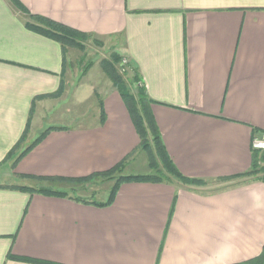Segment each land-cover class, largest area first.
<instances>
[{"label": "crops", "instance_id": "0c3cea01", "mask_svg": "<svg viewBox=\"0 0 264 264\" xmlns=\"http://www.w3.org/2000/svg\"><path fill=\"white\" fill-rule=\"evenodd\" d=\"M18 1L117 48L128 77L136 74L153 102L184 176L214 181L250 169L253 139L264 135V0ZM70 53L64 66L62 46L27 29L10 1L0 0V264H242L259 257L260 181L217 194L126 183L107 208L13 188L63 191V182L40 179L90 177L127 158L126 175L150 172L135 154L140 138L116 86L91 71L72 88ZM102 82L108 85L98 88Z\"/></svg>", "mask_w": 264, "mask_h": 264}, {"label": "trees", "instance_id": "16d2710c", "mask_svg": "<svg viewBox=\"0 0 264 264\" xmlns=\"http://www.w3.org/2000/svg\"><path fill=\"white\" fill-rule=\"evenodd\" d=\"M9 1L12 7L22 15L27 29L43 35L51 40H54L62 46L64 52V66H67L65 57L69 49H75L83 52L86 49L85 43L92 39L96 40L91 34L75 30L71 27L55 22L46 17L31 14L18 0ZM122 60L123 57L116 53H113L109 59L103 60L100 65L106 76L118 89L125 105L128 108L134 126L140 138V145L135 154H142L145 156L150 172L146 175H126L125 170L127 162L129 160V158H127L120 165L114 167L110 171L97 173L90 177L80 179H40L41 181L44 180L50 182H63V184L68 186V188L63 191L50 188L31 189L20 186L13 187L14 189L23 192H29L30 194H41L44 196L65 199L69 198L75 202L85 205L107 208L114 203L121 185L126 183H180L190 189L204 188L210 194L221 193L226 190L250 183L252 181H260L264 183V152L256 150H253L252 152V163L250 169L247 172L236 177L206 181L202 179H192L184 176L174 164L163 142L160 129L151 110L153 102L145 95L144 91H142L141 88L137 87V91L135 92H133L132 90L133 85L135 87V85L140 84L139 77L135 74L134 78H129L128 70L123 67L122 72H119L117 66L122 63ZM100 122L102 125L105 123L104 116H102ZM52 130L54 129H50L43 133L40 138L35 141V143H33L29 148L23 151L18 157L15 165L31 150H33V148H35L45 138L47 133ZM237 179H241L242 181L232 182ZM108 181H113L114 186L110 190L109 197L105 202L87 200L77 195L78 193L81 194V192H85V190L88 189L89 185H92L96 182ZM213 182L225 183V185L218 186L212 189L206 187ZM11 258L15 259L13 257ZM17 260L46 264L21 258H18ZM242 264H264V248L259 257Z\"/></svg>", "mask_w": 264, "mask_h": 264}, {"label": "rangeland", "instance_id": "374dc122", "mask_svg": "<svg viewBox=\"0 0 264 264\" xmlns=\"http://www.w3.org/2000/svg\"><path fill=\"white\" fill-rule=\"evenodd\" d=\"M85 45H86V49L83 52H80L75 49H70L71 53L69 54V59L71 60V57L74 55V59L76 60V62L74 63H69V68H68V77H69L70 85H72V88L77 86L80 83L81 79H84L83 80L84 82L86 79L85 78L86 75L90 74L91 71L92 73H95V74L97 73L99 75H102V77H105L106 75L100 65L101 62L105 59H109L113 53H116L121 56L117 48L113 46L111 42L106 43V42H101L97 39L96 40L92 39L88 41L87 43H85ZM123 61L124 59L122 60V63ZM122 63L119 66H117L120 73L122 72V69H123ZM82 76L84 78H81ZM107 85H108L107 83L102 82V84H100L98 88L103 89ZM85 88L89 89V86L88 88L87 86ZM132 88H133L132 89L133 92H135L136 89L134 88H137V85H135V87L133 85ZM87 105H88L87 103L84 104L83 106L84 111L87 108ZM72 117L74 118L75 116H72ZM136 167L138 171L142 172L141 171L143 170L142 165L140 167V164H139V165H136ZM238 181H242V180L237 179L232 182H238ZM222 185H225V183H214L213 182L212 184L206 187L212 189V188L222 186ZM113 186H114L113 181L96 182L92 185H89L88 189H86L85 192H81V194L80 193L78 194L76 193V194L87 200H95L98 202H104L108 199L110 190L113 188Z\"/></svg>", "mask_w": 264, "mask_h": 264}, {"label": "built area", "instance_id": "2783aa9c", "mask_svg": "<svg viewBox=\"0 0 264 264\" xmlns=\"http://www.w3.org/2000/svg\"><path fill=\"white\" fill-rule=\"evenodd\" d=\"M122 67L128 70V61L126 59H124ZM252 144L254 150L264 152V135L255 137Z\"/></svg>", "mask_w": 264, "mask_h": 264}]
</instances>
